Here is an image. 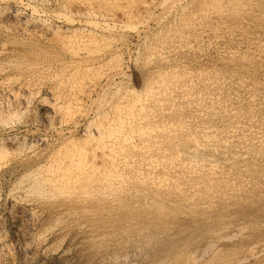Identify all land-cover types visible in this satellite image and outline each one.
<instances>
[{"label": "bare ground", "instance_id": "1", "mask_svg": "<svg viewBox=\"0 0 264 264\" xmlns=\"http://www.w3.org/2000/svg\"><path fill=\"white\" fill-rule=\"evenodd\" d=\"M127 1L129 3V5L131 4V2H133L132 0H127ZM155 1L156 0H144L142 3L140 2L141 3V9H139V7H138V8H136V10H134L133 8H130L127 10V9H125L126 7L124 5L123 0H0V30H1V32L2 31L5 32V36H6V37H3V36L0 37V124L9 125L10 123H13L12 125H14V123H16V124L19 123L22 125L21 127L23 128V130L21 132H18L19 131L18 130L17 131L18 133H16L14 136L12 135L13 136V138H12L13 145L12 146H10L11 142L9 141V139L6 138V136H5V139L10 142L9 146H8V143L2 142V141H4V139L3 140L1 139L2 141L0 140V264H138L135 257L139 254V252L142 253L143 249L149 246V243H152L151 239H152V234L155 231V228L145 226V224L142 221L141 214L145 213L144 215L148 216L147 212H145V211L147 208H151V210H153L155 208L156 203L154 200H156V199H151L152 197L149 199L150 195H148L147 192L144 194V197H141L140 195H138L137 185L139 183L140 184L143 183L142 180L143 181L146 180L144 183H147L148 180H151L152 184H156V187H159L163 183V181L167 186L168 179L166 177L170 176V173L165 178L160 177V176L158 177V175L157 176L153 175V176L149 177L150 174L147 175L145 168H144L145 166H143V161L148 156L151 157V155L154 154V153L152 154V149L154 150V152H156L155 149H157L158 145L160 144V140H158L159 138H157L158 135H155V132H154L157 128L154 129V127H153V120H152L153 117L152 116L154 115V113H156L154 108L159 103H161V101L163 100L162 99V95L164 94L163 92H165L166 90L168 92L170 90V88L172 89V91L174 89L169 84L168 80L166 79V75L164 73V70H162L161 67L158 66V64L154 65L148 71L147 70L146 71L142 70L141 72L139 71V73L142 74V76L144 77V80L147 83L146 85H148L147 90L145 87H144L145 88L144 89V88L135 87V85L133 86L130 83V80L127 76L128 71H129L131 65H136V66L139 65V68H140L139 62L140 61L143 62L142 59H144V60L147 59L149 62L151 60L154 61V60H157L158 58L165 57L164 53L166 52V50L168 48L170 50V48H172V46H175L178 42L181 43V41H183L185 39H189L193 36L192 32L189 30V28L187 30L186 27L191 26L195 29L198 27L197 26L198 24H200V27H201V24L203 22L198 17L196 18V15L194 17V14L196 11L195 10L196 8H194V6L196 4V1L198 2L197 4H198L199 9L202 8L204 10H208L209 6H203L202 7L203 3L210 2L213 4H221L222 0H187V2H184L182 4H178L179 2H182V0H161L159 2L158 1L155 2ZM251 1H253V0H251ZM136 2L138 3V0ZM254 2H255V0H254ZM256 2H258V1H256ZM125 3H126V0H125ZM213 4H212V6H213ZM252 4H254V3H252ZM252 4H250V5H252ZM133 6H134V4H133ZM256 6H257V3H256ZM158 9H160V13H157ZM214 11H216V10H214ZM251 12H253V11H251ZM119 13H120V15H121V13L123 15H124V13L127 14V18L130 21L129 22L127 21L128 23L126 25L123 24V22L125 20L123 22H121L122 19L120 16H118V17H119V19H121V21L117 20L118 18H116V16L119 15ZM144 13H145V15H144ZM150 13L152 14L151 19L155 23L160 22V21L162 22V19L169 17V21L165 25L167 27L169 25V28H166L167 30H165L164 28L160 27L159 29H161V30H159V31L158 30L156 31V28H154L155 32L153 33V37H151V38L148 37L150 34V32L148 33V29L142 31L143 28H145V26L150 25V21L145 20V19L140 20L141 18H149ZM146 14H148L149 16H146ZM123 15H121V16H123ZM241 16H242V14H241ZM193 17H194V19H193ZM256 18L258 19V16ZM226 19H224V20H226ZM125 23H126V21H125ZM227 23H229V22H227ZM160 24L161 23H159V25ZM215 24H217V23H215ZM246 24H248V23H246ZM221 25H222V23H221ZM230 25H229V27H230ZM202 26H204V25H202ZM252 26H250V27H252ZM209 27H211V26H209ZM229 27H227V28H229ZM147 28H149V26ZM206 28H208V25ZM219 28L220 27H218L217 30H219ZM208 29H212V28H208ZM200 30L198 33H202V32H200ZM241 31H243V30L241 29ZM224 32H226V31H224ZM260 34L263 36L262 33H260ZM221 35H223V34H221ZM245 35H247V34H245ZM252 36H253V34H252ZM196 37H198V36H196ZM223 37H224V35H223ZM204 38H206V37H204ZM222 38H219V39H222ZM191 39H189V40H191ZM255 39H257V38H254V40ZM195 40H196V38H195ZM208 40H210V39H208ZM208 40H207V42H209ZM248 40H247V42H248ZM240 42H241V40H240ZM263 44H264V42H263ZM182 45L183 44L181 43V48H182ZM207 45H209V43ZM222 45H224V44H222ZM192 47H193V45H192ZM226 49L227 48L225 47V50ZM243 49H244V47H243ZM249 49H251V47ZM254 49H256V48L254 47ZM237 50H239V49H237ZM258 50H262V49L258 48ZM263 51H264V49H263ZM255 52H257V51H255ZM219 54H221V53H219ZM254 54H252V55L254 56ZM259 54L257 55V57H259ZM190 55H191V53H190ZM222 55H225V54L223 53ZM241 55H242V53H241ZM217 56H218V53H217ZM245 56H244V58H245ZM253 56H252V58L255 59V57H253ZM188 57H189V55H188ZM234 57H235V55H234ZM262 57H263V55H262ZM167 58L165 57L164 59H167ZM176 59H178L177 56H176ZM211 59H213V57H211ZM227 59H228V57H227ZM245 59L247 60V58H245ZM225 62H227V60ZM142 65L144 67L147 66V65L145 66L144 62ZM206 65H208V64H206ZM221 65H223V64H221ZM225 65H227V64H225ZM248 65H249V63H248ZM254 67H255V64H254ZM242 69H245V68H242ZM137 70H138V68H137ZM255 70H257V69H255ZM262 70H264V69H262ZM200 71L202 72L203 70L200 69ZM201 72H200V74H201ZM177 73H179V72H177ZM216 73H219V72H216ZM254 73L257 74V72H254ZM137 74L138 73H136V75ZM140 74H138V76ZM248 74H250V73H248ZM142 76H140V77H142ZM260 77H262V76H260ZM219 78H220V75H219ZM225 79H226V77H225ZM253 80H254V77H253ZM229 81H230V79H229ZM261 82H262V80H261ZM14 83L20 84V91L18 90V92H16V90L15 91L12 90L13 88H11L12 87L11 85H13ZM254 83H255L254 85L256 87V82H254ZM215 86L216 85H214V87ZM249 86H251V84ZM182 87H184V86H181L180 88H182ZM190 90H191V88H190ZM220 91H221V88H220ZM223 91H224V89H223ZM261 91H262V89H261ZM254 94H256V93H254ZM261 94L263 95L262 92H261ZM238 95H240V94H238ZM6 96L11 97L13 101H11L10 98H9L10 100H4V97H6ZM242 96H244V95H242ZM253 97H252V99H254ZM176 98H178V97H176ZM208 98H210V96ZM245 98H246V96H245ZM214 99H215V96H214ZM210 100H212V99H210ZM210 100H209V102H210ZM257 100H259V99H257ZM249 102H248V104H249ZM213 103H214V101H213ZM219 103H221V102H219ZM245 103H246V101H245ZM201 105H202V103H201ZM234 106H236V105H234ZM193 108H197V107H193ZM170 109H172V108H170ZM225 109H227V108H225ZM234 109H235V107H234ZM227 111L228 110H226V112ZM15 112H16V114H15ZM158 112H159V110H158ZM19 113H22V116H20L19 118L13 117ZM228 114H230V113H228ZM237 114H238V112H237ZM242 114H244V113H242ZM205 115H206V113H205ZM256 116H258V115H256ZM16 117H18V116H16ZM188 117H190V116H187V118ZM212 117H214V116H212ZM263 117H264V115H263ZM154 118H156V117L154 116ZM231 118H233V117H231ZM9 119H11V120H9ZM224 119H225V117H224ZM262 119H264V118H262ZM167 120H165V121H167ZM257 120H259V119H257ZM203 121H204V119H203ZM175 122L178 123L177 121H175ZM197 122H199V121H197ZM172 124L174 125V123H172ZM178 124H180V123H178ZM238 124H240V123H238ZM245 125L246 124H244V126ZM263 125L264 124H262L261 126H263ZM40 126H44L46 128H41ZM246 126L248 127V125H246ZM249 126H250V124H249ZM182 127H183V125H182ZM211 127H213V126H211ZM215 127H217V126H215ZM233 127H234V124H233ZM47 128H50V131L53 133L51 138H48L47 134L42 133L43 132L42 129H45L46 131H48ZM77 128L81 129L82 134L81 133H80V135L76 134L75 129H77ZM201 129L203 130V128H201ZM207 129H209V127ZM259 129H261V128H259ZM13 130H14V128H13ZM3 131H4V129H3ZM171 131H172V129H171ZM187 131H188V129H187ZM204 131H205V129H204ZM216 131H217V128H216ZM48 133H49V131H48ZM233 134H235V133H233ZM202 136H204L203 138H206V139L210 138L207 136V134L206 135L202 134ZM209 136H211V135H209ZM262 136H264V135H262ZM215 137L217 139L218 136H215ZM8 138H9V136H8ZM199 139H202V138H199ZM172 140H174V139H172ZM194 140H196V139H194ZM246 140H247V138H246ZM207 142L211 143V141H208V139H207ZM162 143H165V142H162ZM162 143H161V146H162ZM177 145H176V147H177ZM234 145H236V144H234ZM218 146H220V145H218ZM247 146H249V145L247 144ZM176 147H175V149H176ZM212 147H214V146H212ZM249 147H251V146H249ZM164 149H162V150H164ZM196 149L197 148H195V150ZM250 151H251V149H250ZM177 152L179 153V148H178ZM190 153H191V151H190ZM197 154H199V153L197 152ZM175 155H178V154H175ZM175 155H173V156H175ZM183 155H186V154L183 153ZM193 155H194V153H193ZM196 155L194 157H196ZM212 155H214V154H212ZM167 156H169L171 158L170 155H167ZM190 156H192V153ZM152 158H150V159H152ZM165 158L166 157H164V159ZM176 158H178V157H175V159ZM180 158H181V156H180ZM216 158H218V157H216ZM229 158H230V156H229ZM229 158H228V161H230ZM155 159H158V158H155ZM188 160H190V159H188ZM204 160H206V159L204 158ZM158 161H160V160L158 159ZM162 161H163V159H162ZM162 161H160L161 162L160 165L162 163H164ZM165 161H167V160H165ZM168 161H169V159H168ZM170 161H171V159H170ZM177 161H178V159H176V162ZM179 161H182V160L180 159ZM225 162H226V160H225ZM155 163L157 164L156 161H155ZM155 163H153V164L155 165ZM169 164H170V162H169ZM174 164H175V161H174ZM184 164H185V161H184L183 165ZM146 165H148V164L146 163ZM247 165H248V163H247ZM164 166H162V167H164ZM170 166H172V165H170ZM181 166L182 165H180L179 168H181ZM213 166H215V165H213ZM236 166H238V165H236ZM262 166H264V165H262ZM225 167H227V166H225ZM225 167H224V169H225ZM220 168H223V167H220ZM241 168H242V166H241ZM166 169H168V167ZM171 169H173V168H171ZM185 170H187V169H185ZM219 170H221V169H219ZM150 171H152V170H150ZM158 171H160V169ZM170 171H172V170H170ZM258 171L260 172L259 169H258ZM166 172H167V170H166ZM191 172H192V170H191ZM186 173H187V171H186ZM196 173H198V172L196 171ZM152 174H154V173H152ZM157 174H159V172ZM188 175H190V174H188ZM220 175H221V173H220ZM182 176L184 177V175H182ZM237 177H239V176H237ZM179 178L180 177H178L177 179H179ZM210 178H211V176H210ZM196 179H197V177H196ZM174 181H176V179ZM192 181H190V182H192ZM232 181H233V179H232ZM246 181H248V179ZM177 182H178V180H177ZM263 182H264V180H263ZM184 183H186V182H184ZM168 184H169V182H168ZM244 185H246V184H244ZM185 186H187V185H185ZM197 186H198V184H197ZM246 186H248V185H246ZM252 186H254V185H252ZM172 187H175V186H172ZM176 187H177V185H176ZM167 188H168V186H167ZM220 188H219V190H220ZM148 189H149V187H148ZM201 189H203V188H201ZM224 189H226V188H224ZM233 189L234 188H232V190ZM144 191H145V189H144ZM157 192H159V191H157ZM251 192L253 194V191H251ZM152 193H154V192H152ZM220 193H222V192L220 191ZM225 193H227V192H225ZM229 193H230V191H229ZM229 193H228V195H229ZM239 194H240V192H239ZM128 195H131V197H129V199L127 201H125L124 197H126ZM160 195L157 194V196H159V197H160ZM179 195H181V194H179ZM190 197H192V196L190 195ZM213 197H215V196H213ZM232 197H234V195ZM239 199H241V198H239ZM176 202H179V201H176ZM184 202H186V201H184ZM233 202H235V200ZM247 202H249V201H247ZM174 203H175V201H174ZM225 203H227V202H225ZM260 203H262V202H260ZM215 204L216 203H214V205ZM228 204H230V201ZM251 205H254V204H251ZM210 206H212V205H210ZM185 207H186V205H185ZM219 207H220V205H219ZM240 208L241 207H239V209ZM199 209H201V208H199ZM220 209H222V207ZM241 209H240V211H241ZM252 209H253V207H252ZM202 210H204L203 207H202ZM216 210H218V209H215V211ZM140 211H142V212L139 213ZM226 211L227 210L225 209V212ZM229 211H231V210H229ZM219 212H221V211H219ZM231 212H229V213H231ZM251 212H253V211L251 210ZM179 213H181V212H179ZM190 213H191V211H190ZM210 213H212V212H210ZM171 214H174V213H171ZM201 214H202V212H201ZM217 214H223V213H217ZM248 214H250V213H248ZM166 215H167V213H166ZM253 215H254V213H253ZM173 216H175V215H173ZM203 216H204V214H203ZM223 216H224V214H223ZM226 216L228 217V215H226ZM230 216H232V215H230ZM240 216H242V214ZM250 216H252V215H250ZM263 217H262V219H263ZM147 218H149L150 221L152 222L154 219V216H153V214H150ZM224 218H225V216H224ZM240 218H242V217H240ZM206 219H204V220L206 221ZM211 219H213V218L211 217ZM242 219H240V220H242ZM247 220H248V218H247ZM255 220H257V219H255ZM231 221H229V223L233 222V221L232 222ZM253 222L254 221H252V223ZM209 223H210V221H209ZM213 223H214V221H213ZM256 223H258V222H256ZM225 224H226V222H225ZM233 224H231V225H233ZM204 225H205V223H204ZM240 225H241V223H240ZM7 226L9 227L8 231L10 232V236L12 238L11 244H9V243L7 244L4 242L5 241L4 236L7 233L5 229H8ZM237 226H239V224ZM246 227H247V225H246ZM205 228H207V225L205 226ZM209 228H212V227H209ZM153 229H154V231L152 232ZM234 229H233V231H234ZM159 231H161V230H159ZM173 231H175V230H173ZM190 231H191V229H190ZM234 232H236V231H234ZM225 233H227V232H225ZM236 233H238V232H236ZM248 233H250V231ZM223 234H224V231H223ZM250 234H252V232ZM256 234H258V233H256ZM232 235H233V233H232ZM232 235H230V236H232ZM228 236L229 235H227L225 237L227 238ZM237 236H239V235H237ZM257 236H259V235H257ZM174 237H176V236H174ZM211 238H209V243H207V246H208V244H209V246L211 244H214V242H212ZM241 238H243V237H241ZM251 239L249 238V240H251ZM7 242H8V240H7ZM10 242H11V240H10ZM259 242H261V241H259ZM262 242H263V240H262ZM253 244H255V243H253ZM220 245L221 244H219V246ZM157 246H159V245H157ZM207 246H205L206 250H207ZM263 246H264V244H263ZM173 247H175V245ZM178 247H180V246H178ZM236 247H237V245H236ZM252 247L249 246V248H252ZM212 249H213V247H212ZM212 249H210V251ZM185 250L186 249H184V251ZM192 250H194V249H192ZM170 251H172V250H170ZM196 251H197V249H196ZM210 251L208 252L209 254H210ZM260 251H262V250H260ZM201 252H202V250H201ZM232 252H234V251H232ZM186 253H188V252H186ZM256 253L257 252H255L254 254H256ZM262 253H263V251H262ZM179 254H181V252ZM250 254H252V252ZM145 255H146V253H145ZM147 255H149V254H147ZM248 255H249V253H248ZM257 255L259 256V254H257ZM257 255H256V257H258ZM184 256H186V254H184ZM196 257L198 259L199 256L197 255ZM200 257H201V255H200ZM249 257H250V255H249ZM152 258H153V256H152ZM175 258H177V257H175ZM175 258H173V261ZM259 258L261 259V256ZM259 258H258V260H260ZM163 259H161V260H163ZM197 259L195 258V260H197ZM237 259H238V257H237ZM243 260H244V258H243ZM175 261H176V259H175ZM158 262H159V260H158ZM252 262L255 263L254 261H252ZM166 263L162 262L161 264H166ZM176 263H178V262H176ZM215 263H217V262H215ZM235 263H237V262H235ZM150 264H153V263H150ZM156 264H158V263L156 262ZM178 264H180V263H178ZM242 264H244V263H242Z\"/></svg>", "mask_w": 264, "mask_h": 264}, {"label": "rangeland", "instance_id": "2", "mask_svg": "<svg viewBox=\"0 0 264 264\" xmlns=\"http://www.w3.org/2000/svg\"><path fill=\"white\" fill-rule=\"evenodd\" d=\"M131 4L129 5L128 1L123 0L125 9L133 8L136 10V8L139 7L141 9V3L144 0H132ZM161 1V0H156ZM155 1V2H156ZM226 1V2H225ZM234 1V2H233ZM236 1V2H235ZM222 0L221 4H213V3H203V6H209L208 10L199 9L198 2L196 1V4L194 8L196 18L198 17L203 22L201 24H198L197 28L193 27H186V29L192 32V39H185L181 41V43L178 42L175 46H172V48H169L164 53V56L167 59L158 58L157 60H151L148 62L147 59H142L145 66L140 63L139 65H131L129 71H128V78L130 80V83L135 87L138 88H146L148 85H146V81L144 80V77L142 74L139 73L142 70H150L154 65H157L161 67L162 70H164V73L166 75V79L168 80L169 84L174 89L170 88V90L167 92H163L162 95V101L159 103L155 108L154 115L152 116L153 120V127L156 129L155 135H158L157 138L160 140V144L158 145V148L155 149L156 152L152 149L151 157L148 156L143 161V166H145V171L147 175L150 176H157L163 177L168 179L167 186L163 183L156 187V184H152L151 180H148V184L144 183L145 181L142 180L143 183H139L137 185V191L138 195L141 197H144V194L147 192L149 196V199H156L155 201V208L151 210V208H147L145 212H147V215L153 214L154 219L151 222L148 216L144 215L145 213L141 214V218L145 226L155 228L152 230V243H149V246L143 249V252H139V254L135 257L137 263L139 264H161L162 262L167 263L166 264H263L264 263V1L263 0ZM258 1V2H256ZM141 2V3H140ZM154 2V3H155ZM184 2H187V0H182V2H179L178 4H182ZM243 2V3H242ZM153 3V4H154ZM245 3V4H244ZM254 3V4H252ZM257 3V6H256ZM262 3V4H261ZM134 4V6H133ZM210 4V5H209ZM213 4V6H212ZM243 4V5H242ZM252 4V5H250ZM259 4V5H258ZM132 6V7H131ZM222 6V7H221ZM225 7V8H224ZM214 8V9H213ZM221 8V9H220ZM260 8V9H259ZM248 9V10H247ZM253 11V12H251ZM216 10V11H214ZM243 10V11H242ZM258 10V11H257ZM209 11V12H208ZM220 11V12H219ZM225 11V12H224ZM257 11V12H256ZM119 12V11H118ZM202 12V13H201ZM238 12V13H237ZM242 12V13H241ZM250 12V13H249ZM160 13V9H158V12ZM224 13V14H223ZM226 13V14H225ZM231 13V14H230ZM242 16H241V14ZM211 14V15H210ZM230 14V15H229ZM255 14V15H254ZM121 15H123L121 13ZM119 15L116 16L118 18L117 20L122 19L121 22H123L124 25H126L130 20L127 18V14L124 13L123 16ZM145 15V13H144ZM151 13L150 16L146 14V16H149V18H141L140 20H149L150 25L145 26L142 31L148 29L149 38L153 37V33L158 30L160 27L169 28L165 26L166 23L169 21V17L162 19V22H153L151 19ZM218 15V16H217ZM220 15V16H219ZM228 15V16H227ZM235 15V16H234ZM238 15V16H237ZM258 16V19L256 18ZM121 19H119V17ZM126 16V17H125ZM201 18H200V17ZM211 16V17H210ZM254 16V17H253ZM262 18H260V17ZM123 17V18H122ZM193 17V19H194ZM214 17V18H213ZM238 17V18H237ZM240 17V18H239ZM243 17V18H242ZM249 17V18H248ZM253 17V18H252ZM227 18V19H226ZM151 19V20H150ZM221 19V20H220ZM223 19V20H222ZM226 19V20H224ZM229 19V20H228ZM241 19V20H240ZM247 19V20H246ZM253 19V20H252ZM208 20V21H207ZM219 20V21H218ZM237 20V21H236ZM263 20V21H262ZM128 21V22H127ZM222 21V22H221ZM236 21V22H235ZM247 21V22H246ZM256 21V22H255ZM219 22V23H218ZM227 22H231L230 24ZM240 22V23H239ZM245 22V23H244ZM159 23H161L159 25ZM217 23V24H215ZM222 23V25H221ZM238 23V24H237ZM243 23V24H242ZM248 23V24H246ZM158 24V25H157ZM206 24V25H205ZM213 24V25H212ZM219 24V25H218ZM237 24V25H236ZM241 24V25H240ZM255 24V25H254ZM204 25V26H202ZM208 25V29L206 28ZM215 25V26H214ZM218 25V26H217ZM230 25V27H229ZM253 25V26H252ZM260 25V26H259ZM151 26V27H150ZM211 26V27H209ZM215 28H213V27ZM236 26V27H235ZM252 26V27H250ZM259 26V27H258ZM158 27V28H157ZM205 27V28H204ZM225 29L224 32L223 30ZM222 27V28H221ZM229 27V28H227ZM240 27V28H239ZM261 27V28H260ZM204 28V29H203ZM231 28V29H230ZM235 28V29H234ZM248 28V29H247ZM257 28V29H256ZM163 29V30H164ZM201 29V30H200ZM208 29V30H207ZM238 31H237V30ZM241 29L243 31H241ZM246 29V30H245ZM260 29V30H259ZM262 29V30H261ZM193 30V31H192ZM198 30V31H197ZM200 32L202 33H198ZM212 32H211V31ZM246 32H245V31ZM256 30V31H255ZM208 31V32H207ZM216 31V32H215ZM218 31V32H217ZM263 31V32H262ZM206 34H205V33ZM211 32V33H210ZM215 32V33H214ZM224 32V33H223ZM237 32V33H236ZM253 32V33H252ZM258 32V33H257ZM3 33V34H2ZM224 35H221V34ZM231 33V34H230ZM236 33V34H235ZM262 33L263 36L260 34ZM197 34V35H196ZM205 34V35H204ZM212 34V35H211ZM216 36H215V35ZM227 34V35H226ZM247 34V35H245ZM253 34V36H252ZM221 35V36H220ZM231 35V36H230ZM243 35V36H242ZM6 37L5 32H1L0 30V37ZM198 36V37H196ZM214 36V37H213ZM247 36V37H246ZM251 36V37H250ZM206 37V38H204ZM209 37V38H208ZM211 37V38H210ZM217 37V38H216ZM223 37V38H222ZM236 37V38H235ZM240 37V38H239ZM259 37V38H258ZM262 37V38H261ZM196 38V40H195ZM204 38V39H203ZM216 38V39H215ZM222 38V39H219ZM229 40H228V39ZM235 38V39H234ZM249 40H248V39ZM253 38V39H252ZM254 38H257L254 40ZM210 39V40H208ZM227 39V40H226ZM207 40L209 42H207ZM241 40V42H240ZM246 40V41H245ZM248 40V42H247ZM251 40V41H250ZM253 40V41H252ZM260 40V41H259ZM262 40V41H261ZM185 41V42H184ZM187 41V42H186ZM203 41V42H202ZM215 41V42H214ZM225 41V42H224ZM196 42V43H195ZM202 42V43H201ZM207 42V43H206ZM227 42V43H226ZM239 42V43H238ZM187 43V44H186ZM192 43V44H191ZM205 43V44H204ZM209 43V45H207ZM214 43V44H213ZM231 43V44H230ZM234 43V44H233ZM254 43V44H253ZM258 43V44H257ZM186 44V45H185ZM190 44V45H189ZM198 44V45H197ZM212 44V45H211ZM224 44V45H222ZM249 44V45H248ZM256 44V45H255ZM263 44V45H262ZM193 45V47H192ZM200 45V46H199ZM214 45V46H213ZM226 45V46H225ZM243 45V46H242ZM248 45V46H247ZM219 46V47H218ZM222 46V47H221ZM230 46V47H229ZM253 46V47H252ZM257 46V47H256ZM221 47V48H220ZM225 47L228 49L225 50ZM235 47V48H234ZM244 47V49H243ZM251 47V49H249ZM254 47L256 49H254ZM198 48V49H197ZM220 48V49H219ZM258 48L262 50H258ZM224 51H223V50ZM234 49V50H233ZM236 49V50H235ZM239 49V50H237ZM185 50V51H184ZM189 50V51H188ZM196 52H195V51ZM201 50V51H200ZM210 50V51H209ZM191 51V52H190ZM204 51V52H203ZM235 51V52H234ZM238 51V52H237ZM243 51V52H242ZM257 51V52H255ZM261 51V52H260ZM228 52V53H227ZM237 52V53H236ZM250 52V53H249ZM252 52V53H251ZM260 54H259V53ZM263 52V53H262ZM186 55H185V54ZM191 53V55H190ZM197 53V54H196ZM205 53V54H204ZM218 53V56H217ZM221 53V54H219ZM225 55H222V54ZM227 53V54H226ZM242 53V55H241ZM256 55H255V54ZM195 54V55H194ZM254 54V56L252 55ZM259 54V57L257 55ZM172 55V56H171ZM185 55V56H184ZM189 55V57H188ZM199 55V56H198ZM227 55V56H226ZM235 55V57H234ZM240 55V56H239ZM246 55V56H245ZM250 55V56H249ZM263 55V57H262ZM176 56L178 59H176ZM181 56V57H180ZM184 56V57H183ZM206 56V57H205ZM222 56V57H221ZM230 56V57H229ZM233 56V57H232ZM243 56V57H242ZM247 58V60L244 58ZM255 57L254 58H252ZM203 59H202V58ZM213 57V59H211ZM219 59H218V58ZM228 57V59H227ZM238 57V58H237ZM173 58V59H172ZM189 58V59H188ZM196 58V59H195ZM206 58V59H205ZM243 58V59H242ZM259 58V59H258ZM182 59V60H181ZM211 61H210V60ZM223 59V60H222ZM245 59V60H244ZM252 59V60H251ZM262 59V60H261ZM195 60V61H194ZM227 60V62H225ZM230 60V61H229ZM257 62H256V61ZM170 61V62H169ZM202 61V62H201ZM219 61V62H218ZM255 63H254V62ZM189 62V63H188ZM242 62V63H241ZM252 62V63H251ZM262 62V63H261ZM156 63V64H155ZM163 63V64H162ZM186 63V64H185ZM229 63V64H228ZM244 63V64H243ZM246 63V64H245ZM249 63V65H248ZM170 64V65H169ZM204 64V65H203ZM208 64V65H206ZM217 64V65H216ZM223 64V65H221ZM227 64V65H225ZM255 64V67H254ZM258 64V65H257ZM260 64V65H259ZM142 65V66H141ZM180 65V66H179ZM182 65V66H181ZM184 65V66H183ZM191 65V66H190ZM200 65V66H199ZM206 65V66H205ZM240 65V66H239ZM242 65V66H241ZM249 67H248V66ZM251 65V66H250ZM257 65V66H256ZM262 65V66H261ZM197 66V67H196ZM213 66V67H212ZM216 66V67H215ZM177 67V68H176ZM248 67V68H247ZM132 68V69H131ZM138 68V70H137ZM193 68V69H192ZM245 68V69H242ZM203 70L202 72L200 71ZM212 69V70H211ZM234 69V70H233ZM257 69V70H255ZM131 70V71H130ZM136 70V71H135ZM179 70V71H178ZM185 71V72H184ZM251 71V72H250ZM257 72L254 73V72ZM262 71V72H261ZM179 72V73H177ZM188 72V73H187ZM193 72V73H192ZM197 72V73H196ZM201 72V74H200ZM212 72V73H211ZM219 72V73H215ZM231 72V73H230ZM133 73V74H132ZM136 73L138 74L136 75ZM184 73V74H183ZM196 73V74H195ZM230 73V74H229ZM246 73V74H245ZM250 73V74H248ZM135 74V75H134ZM181 74V75H180ZM244 74V75H243ZM198 75V76H197ZM210 75V76H209ZM220 75V78H219ZM224 77H223V76ZM233 77H231V76ZM236 75V76H235ZM254 75V76H253ZM142 76V77H140ZM151 76V75H150ZM228 76V77H227ZM242 76V77H241ZM256 76V77H255ZM259 76V77H258ZM262 76V77H260ZM132 77V78H131ZM226 77V79H225ZM254 77V80H253ZM204 78V79H203ZM224 78V79H223ZM233 80H232V79ZM236 78V79H235ZM250 78V79H249ZM252 78V79H251ZM230 79V81H229ZM248 79V80H247ZM262 82H261V80ZM220 80V81H219ZM247 80V81H246ZM233 81V82H232ZM258 81V82H257ZM260 81V82H259ZM138 82V83H137ZM141 82V83H140ZM211 82V83H210ZM226 82V83H225ZM235 82V83H234ZM256 82V87L255 83ZM232 83V84H231ZM240 83V84H239ZM243 83V84H242ZM245 83V84H244ZM258 83V84H257ZM199 84V85H198ZM251 84V86L249 85ZM214 85H216L214 87ZM218 85V86H217ZM244 85V86H243ZM253 85V86H252ZM13 88L12 90L18 92L20 91V84L14 83L11 85ZM181 86H184L180 88ZM243 86V87H242ZM218 87V88H217ZM238 87V88H237ZM247 87V88H246ZM254 87V88H253ZM258 87V88H257ZM144 88V89H145ZM177 90H176V89ZM191 88V90H190ZM221 88V91H220ZM194 89V90H193ZM224 89V91H223ZM230 89V90H229ZM237 89V90H236ZM248 89V90H247ZM255 91H254V90ZM257 89V90H256ZM260 89V90H259ZM262 89V91H261ZM217 90V91H216ZM239 91V92H238ZM254 91V92H253ZM176 92V93H175ZM199 92V93H198ZM263 93V95L261 94ZM190 93V94H189ZM192 93V94H191ZM207 93V94H206ZM230 93V94H229ZM232 93V94H231ZM256 93V94H254ZM186 94V95H185ZM217 94V95H216ZM219 94V95H218ZM228 94V95H227ZM240 94V95H238ZM244 96H242V95ZM253 94V95H252ZM169 95V96H168ZM176 95V96H175ZM183 98H182V97ZM210 96V98H208ZM215 96V99H214ZM219 96V97H218ZM246 96V98H245ZM254 99H252V97ZM256 96V97H255ZM259 96V97H258ZM261 96V97H260ZM178 97V98H176ZM8 98V99H7ZM12 100L11 97H4V100ZM206 98V99H205ZM222 98V99H221ZM256 98V99H255ZM167 99V100H166ZM171 99V100H170ZM191 99V100H190ZM203 99V100H202ZM210 102H209V100ZM259 99V100H257ZM166 100V101H165ZM207 100V101H206ZM248 100V101H247ZM254 100V101H253ZM168 101V102H167ZM184 101V102H183ZM205 101V102H204ZM214 101V103H213ZM246 101V103H245ZM250 101V102H249ZM253 101V102H252ZM171 102V103H170ZM221 102V103H219ZM249 102V104H248ZM260 102V103H259ZM263 104H262V103ZM166 103V104H165ZM180 103V104H179ZM183 103V104H182ZM198 103V104H197ZM202 103V105H201ZM216 103V104H215ZM233 103V104H232ZM240 103V104H239ZM251 103V104H250ZM257 103V104H256ZM191 104V105H190ZM208 104V105H207ZM214 104V105H213ZM255 104V105H254ZM160 105V106H159ZM170 105V106H169ZM218 105V106H217ZM220 105V106H219ZM223 105V106H222ZM236 105V106H234ZM238 105V106H237ZM240 105V106H239ZM245 105V106H244ZM250 107H249V106ZM253 105V106H252ZM190 106V107H189ZM200 106V107H199ZM206 106V107H205ZM216 106V107H215ZM243 106V107H242ZM259 106V107H258ZM160 107V108H159ZM186 107V108H185ZM197 107V108H193ZM209 107V108H208ZM213 107V108H212ZM235 107V109H234ZM240 107V108H239ZM247 107V108H246ZM249 107V108H248ZM254 107V108H253ZM159 108V109H158ZM172 108V109H170ZM212 108V109H211ZM215 108V109H214ZM227 108V109H225ZM242 108V109H241ZM164 109V110H163ZM214 109V110H213ZM232 109V110H231ZM252 111H250V110ZM256 109V110H255ZM159 110V112H158ZM177 110V111H176ZM198 112H197V111ZM216 110V111H215ZM220 110V111H219ZM230 113L228 114L226 112ZM236 110V111H235ZM246 110V111H245ZM161 112V113H160ZM204 112V113H203ZM209 112V113H208ZM219 112V113H218ZM235 112V113H234ZM238 112V114H237ZM248 112V113H247ZM254 112V113H253ZM158 113V114H157ZM171 113V114H170ZM178 113V114H177ZM192 113V114H191ZM196 113V114H195ZM201 113V114H200ZM206 113V115H205ZM215 113V114H214ZM244 113V114H242ZM16 114V112H15ZM20 114V115H19ZM14 118H19L22 116V113H19ZM167 114V115H166ZM191 114V115H190ZM208 114V115H207ZM246 114V115H245ZM262 116H261V115ZM25 115V114H24ZM170 115V116H169ZM197 115V116H196ZM222 115V116H221ZM250 115V116H249ZM253 115V116H252ZM258 115V116H256ZM18 116V117H16ZM154 116L156 118H154ZM165 116V117H164ZM167 116V117H166ZM181 116V117H180ZM187 116H190L187 118ZM214 116V117H212ZM228 116V117H227ZM239 116V117H238ZM242 116V117H241ZM247 116V117H246ZM162 117V118H161ZM186 117V118H185ZM193 119H192V118ZM197 117V118H196ZM225 117V119H224ZM233 117V118H231ZM254 117V118H253ZM261 117V118H260ZM9 118V117H8ZM208 118V119H207ZM210 118V119H209ZM214 118V119H213ZM218 118V119H217ZM222 118V119H221ZM243 118V119H242ZM13 119V118H12ZM159 119V120H158ZM168 119V120H167ZM173 119V120H172ZM204 119V121H203ZM227 119V120H226ZM241 121H240V120ZM259 119V120H257ZM11 120V119H9ZM167 120V121H165ZM171 120V121H170ZM183 120V121H182ZM189 120V121H188ZM193 122H192V121ZM262 120V121H261ZM163 121V122H162ZM165 121V122H164ZM177 121L178 123H176ZM180 121V122H179ZM191 121V122H190ZM199 121V122H197ZM201 121V122H200ZM214 121V122H213ZM226 121V122H225ZM246 121V122H245ZM251 121V122H250ZM257 121V122H256ZM156 122V123H155ZM222 122V123H221ZM225 122V123H224ZM231 122V123H230ZM165 123V124H164ZM174 123V125L172 124ZM192 123V124H191ZM204 123V124H203ZM221 123V124H220ZM240 123V124H238ZM248 123V124H247ZM261 123V124H260ZM10 123L9 125L0 124V140L4 139L2 142L9 143L11 142V145H13L12 138L13 136L21 132L23 128L22 125L19 123ZM19 124V125H18ZM157 124V125H156ZM212 124V125H211ZM223 124V125H222ZM234 124V127H233ZM244 124L248 125V127ZM250 124V126H249ZM159 125V126H158ZM177 125V126H176ZM183 125V127H182ZM190 125V126H189ZM193 125V126H192ZM207 125V126H206ZM4 126V127H3ZM8 126V127H7ZM185 126V127H184ZM213 126V127H211ZM217 126V127H215ZM224 126V127H223ZM240 126V127H239ZM253 126V127H252ZM257 128H256V127ZM260 126V127H259ZM3 127V128H2ZM6 127V128H5ZM11 127V128H10ZM41 128H46L44 126H40ZM161 127V128H160ZM178 127V128H177ZM198 127V128H197ZM209 127V129H207ZM226 127V128H225ZM238 127V128H237ZM255 127V128H254ZM261 129H259V128ZM10 130H9V129ZM14 128V130H13ZM174 128V129H173ZM181 128V129H180ZM203 128V130L201 129ZM217 128V131H216ZM232 128V129H231ZM236 128V129H235ZM4 129V131H3ZM8 129V130H7ZM166 129V130H165ZM172 129V131H171ZM188 129V131H187ZM205 129V131H204ZM211 129V130H210ZM225 129V130H224ZM6 130V131H5ZM16 130V131H15ZM19 130V131H18ZM43 132L47 134L48 138L52 137V132L50 131V128L42 129ZM170 130V131H169ZM179 130V131H178ZM181 130V131H180ZM186 130V131H185ZM190 130V131H189ZM219 130V131H218ZM221 130V131H220ZM252 130V131H251ZM254 130V131H253ZM258 130V131H257ZM10 131V132H9ZM18 131V132H17ZM164 131V132H163ZM168 131V132H167ZM183 131V132H182ZM216 131V132H215ZM226 131V132H225ZM230 131V132H229ZM235 131V132H234ZM245 131V132H244ZM247 131V132H246ZM10 134H9V133ZM75 132L77 135H80L81 129L77 128L75 129ZM79 132V133H78ZM192 132V133H191ZM202 132V133H201ZM210 132V133H209ZM213 132V133H212ZM229 132V133H228ZM254 132V133H253ZM162 133V134H161ZM170 135H169V134ZM175 133V134H174ZM188 133V134H187ZM190 133V134H189ZM212 133V134H211ZM220 133V134H219ZM225 133V134H224ZM235 133V134H233ZM244 135H243V134ZM248 133V134H247ZM259 133V134H258ZM3 134V135H2ZM82 134V133H81ZM202 134L206 135L207 138H203ZM215 134V135H214ZM239 134V135H238ZM13 135V136H12ZM166 135V136H165ZM195 135V136H194ZM211 135V136H209ZM243 135V136H242ZM2 136V137H1ZM4 136V137H3ZM5 136L8 140L5 139ZM9 136V138H8ZM190 136V137H189ZM215 136H218L217 139ZM233 136V137H232ZM248 136V137H247ZM195 137V138H194ZM244 137V138H243ZM11 138V139H10ZM174 140H172V139ZM202 138V139H199ZM220 138V139H219ZM247 138V140H246ZM261 138V139H260ZM167 139V140H166ZM169 139V140H168ZM196 139V140H194ZM206 139V140H205ZM216 139V140H215ZM228 141H227V140ZM238 139V140H237ZM260 139V140H259ZM165 140V141H164ZM204 140V141H203ZM218 140V141H217ZM241 140V141H240ZM245 140V141H244ZM185 141V142H184ZM213 141V142H212ZM257 141V142H256ZM259 141V142H258ZM165 142V143H162ZM223 142V143H222ZM162 143V146H161ZM201 143V144H200ZM206 145H205V144ZM164 144V145H163ZM167 144V145H166ZM178 144V145H177ZM184 144V145H183ZM236 144V145H234ZM247 144L249 146H247ZM258 146H257V145ZM177 145V147H176ZM220 145V146H218ZM224 145V146H223ZM257 147H256V146ZM160 146V147H159ZM170 146V147H169ZM179 146V147H178ZM205 146V147H204ZM208 146V147H207ZM214 146V147H212ZM217 146V147H216ZM233 146V147H232ZM261 146V147H260ZM176 147V149H175ZM187 147V148H186ZM223 147V148H222ZM240 147V148H239ZM166 150H165V149ZM179 148V153L177 152ZM195 148H197L195 150ZM207 148V149H206ZM215 148V149H214ZM242 148V149H241ZM257 148V149H256ZM161 149V150H160ZM164 149V150H162ZM168 149V150H167ZM193 149V150H192ZM251 149V151H250ZM174 150V151H173ZM177 150V151H176ZM184 150V151H183ZM217 150V151H216ZM233 150V151H232ZM159 151V152H158ZM162 151V152H161ZM164 151V152H163ZM169 151V152H168ZM181 151V152H180ZM189 151V152H188ZM194 157L197 152L199 154L196 155V157L190 156L191 153ZM211 151V152H210ZM215 151V152H214ZM221 151V152H220ZM237 151V152H236ZM245 151V152H244ZM257 151V152H256ZM167 152V153H166ZM172 152V153H171ZM176 152V153H175ZM187 152V153H186ZM224 152V153H223ZM240 152V153H239ZM260 152V153H259ZM164 153V154H163ZM178 155H175V154ZM181 153V154H180ZM186 154V155H183ZM194 153V155H193ZM201 153V154H200ZM209 155H208V154ZM237 153V154H236ZM159 154V155H158ZM172 154V155H171ZM214 154V155H212ZM219 154V155H218ZM235 154V155H234ZM243 154V155H242ZM156 155V156H155ZM167 155H170L171 158ZM175 155V156H173ZM255 155V156H254ZM263 155V156H262ZM154 156V157H153ZM159 156V157H158ZM163 156V157H162ZM173 156V157H172ZM181 156V158H180ZM187 156V157H186ZM224 156V157H223ZM227 156V157H226ZM230 156V158H229ZM232 156V157H231ZM234 156V157H233ZM154 159H153V158ZM164 157H166L164 159ZM175 157H178V161L176 162ZM206 160H204V158ZM213 157V158H212ZM218 157V158H216ZM236 157V158H235ZM238 157V158H237ZM248 157V158H247ZM149 158V159H148ZM152 158V159H150ZM158 158L160 161H163L160 165V161H158ZM162 158V159H161ZM169 161H168V159ZM199 158V159H198ZM221 158V159H220ZM227 158V159H226ZM228 158L230 161H228ZM171 159V161H170ZM182 161H179V160ZM185 159V160H184ZM190 159V160H188ZM257 159V160H256ZM153 160V161H152ZM167 160V161H165ZM201 160V161H200ZM208 160V161H207ZM226 160V162H225ZM233 162H232V161ZM147 161V162H146ZM157 162V164L155 163ZM175 161V164H174ZM185 161V164L183 165ZM206 163H205V162ZM217 161V162H216ZM246 161V162H245ZM250 161V162H249ZM148 165H146V163ZM149 162V163H148ZM151 162V163H150ZM155 163V165L153 163ZM167 162V163H166ZM170 162V164H169ZM181 162V163H180ZM199 162V163H198ZM263 162V163H262ZM180 163V164H179ZM188 165H187V164ZM211 163V164H210ZM221 163V164H220ZM227 163V164H226ZM248 163V165H247ZM254 163V164H253ZM178 164V165H177ZM197 164V165H196ZM204 164V165H203ZM251 164V165H250ZM150 165V166H149ZM158 165V166H157ZM160 165V166H159ZM172 165V166H170ZM176 167H175V166ZM181 166V168H179ZM215 165V166H213ZM221 165V166H220ZM231 165V166H230ZM238 165V166H236ZM242 168H241V166ZM256 165V166H255ZM158 168H157V167ZM170 166V167H169ZM186 168H185V167ZM193 166V167H192ZM227 166V167H225ZM249 166V167H248ZM148 167V168H147ZM154 169H153V168ZM168 167V169L166 168ZM188 167V168H187ZM192 167V168H191ZM196 167V168H195ZM218 167V168H217ZM223 167V168H220ZM225 167V169H224ZM231 167V168H230ZM252 167V168H251ZM173 168V169H171ZM184 168V169H183ZM241 168V169H240ZM160 169V171H158ZM187 169V170H185ZM199 169V170H198ZM221 169V170H219ZM224 169V170H223ZM227 169V170H226ZM235 169V170H234ZM260 170V172L258 171ZM152 170V171H150ZM167 170V172H166ZM172 170V171H170ZM192 170V172H191ZM230 172H229V171ZM241 170V171H240ZM249 170V171H248ZM148 171V172H147ZM184 171V172H183ZM187 171V173H186ZM194 171V172H193ZM196 171L198 173H196ZM255 171V172H254ZM150 172V173H149ZM154 174H152V173ZM156 172V173H155ZM159 172V174H157ZM165 172V173H164ZM215 174H214V173ZM251 172V173H250ZM259 172V173H258ZM163 173V174H162ZM172 173V174H171ZM205 173V174H204ZM221 173V175H220ZM226 173V174H225ZM230 173V174H229ZM234 173V174H233ZM190 174V175H188ZM195 174V175H194ZM204 174V175H203ZM223 174V175H222ZM229 174V175H228ZM238 174V175H237ZM260 174V175H259ZM165 175V176H164ZM176 177H175V176ZM184 175V177L182 176ZM206 175V176H205ZM220 175V176H219ZM226 175V176H225ZM236 175V176H235ZM211 176V178H210ZM233 176V177H232ZM239 176V177H237ZM247 176V177H246ZM259 176V177H258ZM261 176V177H260ZM174 177V178H173ZM180 177L179 179H177ZM182 177V178H181ZM197 177V179H196ZM202 177V178H201ZM220 177V178H219ZM235 177V178H234ZM241 177V178H240ZM249 177V178H248ZM188 178V179H187ZM194 178V179H193ZM199 178V179H198ZM206 178V179H205ZM217 178V179H216ZM224 178V179H223ZM227 178V179H226ZM176 179V181H174ZM196 179V180H195ZM226 179V180H225ZM233 179V181H232ZM248 179V181H246ZM250 179V180H249ZM257 179V180H256ZM259 179V180H258ZM178 180V182H177ZM186 182V183H184ZM187 180V181H186ZM192 182H190V181ZM204 180V181H203ZM224 180V181H223ZM255 180V181H254ZM196 181V182H195ZM198 181V182H197ZM203 181V182H202ZM210 181V182H209ZM238 181V182H237ZM261 181V182H260ZM169 182V184H168ZM177 182V183H176ZM189 182V183H188ZM214 182V183H213ZM220 182V183H219ZM249 182V183H248ZM256 182V183H255ZM260 182V183H259ZM151 185H150V184ZM172 183V184H171ZM174 183V184H173ZM179 183V184H178ZM182 183V184H181ZM192 185H191V184ZM175 186V187H172ZM198 184V186H197ZM201 184V185H200ZM213 184V185H212ZM224 184V185H223ZM236 184V185H235ZM248 186H246V185ZM263 184V185H262ZM164 185V186H163ZM177 185V187H176ZM180 185V186H179ZM187 185V186H185ZM222 185V186H221ZM229 185V186H228ZM241 185V186H240ZM251 185V186H250ZM254 185V186H252ZM152 186V187H151ZM214 186V187H213ZM233 186V187H232ZM149 187V189H148ZM154 187V188H153ZM162 187V188H161ZM195 187V188H194ZM198 187V188H197ZM206 187V188H205ZM208 187V188H207ZM210 187V188H209ZM221 187V188H220ZM236 187V188H235ZM248 187V188H247ZM140 188V189H139ZM178 188V189H177ZM192 188V189H191ZM200 188V189H199ZM203 188V189H201ZM205 188V189H204ZM215 188V189H214ZM220 188V190H219ZM223 188V189H222ZM226 188V189H224ZM230 188V189H229ZM232 188H234L232 190ZM253 188V189H252ZM145 189V191H144ZM154 189V190H153ZM163 189V190H162ZM182 189V190H181ZM185 189V190H184ZM198 189V190H197ZM217 189V190H216ZM245 189V190H244ZM250 189V190H249ZM256 189V190H255ZM148 190V191H147ZM169 190V191H168ZM172 190V191H171ZM195 190V191H194ZM230 193H229V191ZM237 190V191H236ZM143 191V192H142ZM159 191V192H157ZM171 191V192H170ZM187 191V192H186ZM210 191V192H209ZM220 191L222 193H220ZM232 191V192H231ZM234 191V192H233ZM253 191V194L252 192ZM262 191V192H261ZM154 192V193H152ZM180 192V193H179ZM182 192V193H181ZM186 194H185V193ZM212 192V193H211ZM227 192V193H225ZM240 192V194H239ZM245 192V193H244ZM250 192V193H249ZM255 192V193H254ZM151 193V194H150ZM160 195L157 196V194ZM181 195H179V194ZM185 195H184V194ZM210 193V194H209ZM214 193V194H213ZM229 193V195H228ZM156 194V195H155ZM163 194V195H162ZM166 194V195H165ZM172 194V195H171ZM175 194V195H174ZM183 194V195H182ZM165 195V196H164ZM190 195L192 197H190ZM224 195V196H223ZM234 195V197H232ZM257 195V196H256ZM154 196V197H153ZM157 196V197H156ZM163 196V197H162ZM167 196V197H166ZM174 196V197H173ZM215 196V197H213ZM236 196V197H235ZM240 196V197H239ZM252 196V197H251ZM255 196V197H254ZM131 197V195H128L124 197L125 201H127ZM173 197V198H172ZM178 197V198H177ZM209 197V198H208ZM211 197V198H210ZM217 197V198H216ZM230 197V198H229ZM249 197V198H248ZM263 197V198H262ZM164 198V199H163ZM167 198V199H166ZM192 198V199H191ZM234 198V199H233ZM241 198V199H239ZM254 200H253V199ZM256 198V199H255ZM167 201H166V200ZM169 199V200H168ZM218 199V200H217ZM223 199V200H222ZM252 201H251V200ZM172 200V201H171ZM208 202H207V201ZM211 200V201H210ZM213 200V201H212ZM215 200V201H214ZM235 200V202H233ZM249 202H247V201ZM263 200V201H262ZM149 201V200H148ZM153 201V202H154ZM175 201V203H174ZM179 201V202H176ZM186 201V202H184ZM196 201V202H195ZM223 203H222V202ZM230 201V204H228ZM238 201V202H237ZM166 204H164V203ZM199 202V203H198ZM212 204H211V203ZM227 202V203H225ZM254 202V203H253ZM262 202V203H260ZM182 203V204H181ZM208 203V204H207ZM214 203H216L214 205ZM221 203V204H220ZM236 203V204H235ZM254 205H251V204ZM159 204V205H158ZM162 204V205H161ZM168 204V205H167ZM181 204V205H180ZM186 207H185V205ZM189 204V205H188ZM191 204V205H190ZM203 204V205H202ZM225 204V205H224ZM232 204V205H231ZM243 204V205H242ZM257 204V205H256ZM259 204V205H258ZM261 204V205H260ZM184 207H183V206ZM196 205V206H195ZM205 205V206H204ZM207 205V206H206ZM209 205V206H208ZM212 205V206H210ZM220 205V207H219ZM245 205V206H244ZM165 206V207H164ZM176 206V207H175ZM188 206V207H187ZM192 206V207H191ZM237 208H236V207ZM158 207V208H157ZM162 207V208H161ZM202 207L204 210H202ZM207 207V208H206ZM216 207V208H215ZM222 207V209H220ZM241 207V211L239 209ZM247 207V208H246ZM251 207V208H250ZM253 207V209H252ZM259 207V208H258ZM160 208V209H159ZM201 208V209H199ZM212 208V209H211ZM214 208V209H213ZM229 208V209H228ZM159 209V210H158ZM178 209V210H177ZM183 209V210H182ZM188 209V210H187ZM209 209V210H208ZM215 209H218L215 211ZM225 209L227 210L225 212ZM244 209V210H243ZM173 210V211H172ZM175 210V211H174ZM224 212H223V211ZM231 210V211H229ZM246 210V211H245ZM248 210V211H247ZM251 210L253 212H251ZM261 212H260V211ZM263 210V211H262ZM191 211V213H190ZM202 214H201V212ZM218 211V212H217ZM221 211V212H219ZM236 211V212H235ZM240 211V212H239ZM140 211L139 213H141ZM150 214H149V213ZM153 212V213H152ZM178 212V213H177ZM181 212V213H179ZM184 212V213H183ZM196 212V213H195ZM212 212V213H210ZM216 212V213H215ZM231 212V213H229ZM238 212V213H237ZM257 212V213H256ZM167 213V215H166ZM174 213V214H171ZM210 213V214H209ZM217 213H223V214H217ZM228 213V214H227ZM250 213V214H248ZM252 213V214H251ZM254 213V215H253ZM158 214V215H157ZM187 214V215H186ZM204 214V216H203ZM238 214V215H237ZM242 214V216H240ZM171 215V216H170ZM175 215V216H173ZM181 215V216H180ZM189 215V216H188ZM228 215V217L226 216ZM232 215V216H230ZM252 215V216H250ZM194 216V217H193ZM200 216V217H199ZM220 216V217H219ZM230 216V217H229ZM258 216V217H257ZM263 219H262V217ZM180 217V218H179ZM184 217V218H183ZM205 217V218H204ZM211 217L213 219H211ZM219 217V218H218ZM222 217V218H221ZM232 217V218H231ZM242 217V218H240ZM251 217V218H250ZM255 217V218H254ZM260 217V218H259ZM178 218V219H177ZM192 220H190V219ZM207 218V219H206ZM242 220H238V219ZM248 218V220H247ZM259 218V219H258ZM185 219V220H184ZM197 221H196V220ZM202 219V220H201ZM206 219V221L204 220ZM210 219V220H209ZM218 219V220H217ZM238 221H237V220ZM246 219V220H245ZM253 219V220H252ZM257 219V220H255ZM261 219V220H260ZM169 220V221H168ZM172 220V221H171ZM217 220V221H216ZM233 222H232V221ZM245 220V221H244ZM175 221V222H174ZM183 221V222H182ZM195 221V222H194ZM210 221V223H209ZM214 221V223H213ZM221 221V222H220ZM231 221L232 223H229ZM243 221V222H242ZM251 223H250V222ZM252 221H254L252 223ZM263 221V222H262ZM193 222V223H192ZM202 222V223H201ZM205 225H204V223ZM226 222V224H225ZM245 222V223H244ZM247 222V223H246ZM258 222V223H256ZM142 223V224H143ZM154 223V224H153ZM156 223V224H155ZM170 223V224H169ZM172 223V224H171ZM234 223V224H233ZM241 223V225H240ZM261 223V224H260ZM153 226H152V225ZM158 224V225H157ZM160 224V225H159ZM176 224V225H175ZM183 224V225H182ZM188 224V225H187ZM222 224V225H221ZM233 224V225H231ZM239 224V226H237ZM243 224V225H242ZM250 224V225H249ZM261 226H260V225ZM166 227H165V226ZM168 225V226H167ZM190 225V226H189ZM192 225V226H191ZM195 225V226H194ZM203 225V226H202ZM207 225V228L205 226ZM212 225V226H211ZM235 225V226H234ZM247 225V227H246ZM253 225V226H252ZM171 226V227H170ZM174 226V227H173ZM179 226V227H178ZM187 226V227H186ZM223 226V227H222ZM237 226V227H236ZM251 226V227H250ZM191 227V228H190ZM196 227V228H195ZM212 227V228H209ZM216 227V228H215ZM221 229H219V228ZM232 227V228H231ZM242 227V228H241ZM246 227V228H245ZM262 227V228H261ZM6 230V234L4 236V242L5 243H12V238L10 236L9 227ZM165 228V229H164ZM176 228V229H175ZM178 228V229H177ZM188 228V229H187ZM226 228V229H225ZM235 228V229H234ZM244 228V229H243ZM256 228V229H255ZM168 229V230H167ZM180 229V230H179ZM184 229V230H183ZM191 229V231H190ZM202 229V230H201ZM209 229V230H208ZM231 229V230H230ZM236 231L234 232L233 231ZM237 229V230H236ZM241 229V230H240ZM161 230V231H159ZM175 230V231H173ZM179 230V231H178ZM214 230V231H213ZM216 230V231H215ZM246 230V231H245ZM254 230V231H253ZM173 231V232H172ZM185 231V232H184ZM202 231V232H201ZM224 231V234H223ZM243 231V232H242ZM252 232V234L248 233ZM181 232V233H180ZM227 232V233H225ZM233 235H232V233ZM244 234H242V233ZM245 232V233H244ZM177 233V234H176ZM215 233V234H214ZM219 233V234H218ZM231 233V234H230ZM258 233V234H256ZM262 233V234H261ZM179 234V235H178ZM211 234V235H210ZM217 234V235H216ZM226 234V235H225ZM239 236H237V235ZM179 237H178V236ZM214 235V236H213ZM224 235V236H223ZM229 235L227 238L225 236ZM232 235V236H230ZM235 235V236H234ZM250 237H249V236ZM259 235V236H257ZM10 236V237H9ZM176 236V237H174ZM198 236V237H197ZM245 236V237H244ZM9 237V238H8ZM202 237V238H201ZM205 237V238H204ZM212 239V242L214 244H211L207 246V243H209V238ZM233 237V238H232ZM243 237V238H241ZM248 237V238H247ZM262 237V238H261ZM162 238V239H161ZM195 238V239H194ZM236 238V239H235ZM249 238L251 240H249ZM261 238V239H260ZM170 239V240H169ZM193 239V240H192ZM219 239V240H218ZM223 239V240H222ZM226 239V240H225ZM229 241H228V240ZM257 241H256V240ZM260 239V240H259ZM8 240V242H7ZM11 240V242H10ZM162 240V241H161ZM166 240V241H165ZM188 240V241H187ZM208 240V241H207ZM243 240V241H242ZM261 242H259V241ZM263 240V242H262ZM242 241V242H241ZM253 241V242H252ZM162 242V243H161ZM206 242V243H205ZM225 242V243H224ZM239 242V243H238ZM250 244H249V243ZM259 242V243H258ZM161 243V244H160ZM189 243V244H188ZM227 243V244H226ZM255 243V244H253ZM219 244H221L219 246ZM234 244V245H233ZM241 244V245H240ZM257 244V245H256ZM159 245V246H157ZM175 245V247H173ZM202 245V246H201ZM213 245V246H212ZM237 245V247H236ZM240 245V246H239ZM248 245V246H247ZM180 246V247H178ZM204 246V247H203ZM207 246V250L206 247ZM218 246V247H217ZM230 246V247H229ZM232 246V247H231ZM239 246V247H238ZM242 246V247H241ZM252 247V248H249ZM184 247V248H183ZM213 247V249H212ZM227 247V248H226ZM251 250H249L248 248ZM155 248V249H154ZM204 248V249H203ZM212 249L210 251V249ZM215 248V249H214ZM221 248V249H220ZM246 248V249H245ZM255 248V249H254ZM262 248V249H261ZM181 249V250H180ZM184 249H186L184 251ZM194 249V250H192ZM197 249V251H196ZM202 252H201V250ZM220 249V250H219ZM225 249V250H224ZM228 249V250H227ZM230 249V250H229ZM259 249V250H258ZM127 250V249H126ZM172 250V251H170ZM200 250V251H199ZM253 250V251H252ZM262 250V251H260ZM124 251V250H123ZM140 251V250H139ZM151 251V252H150ZM195 251V252H194ZM210 251V254L208 253ZM234 251V252H232ZM244 251V252H243ZM248 251V252H247ZM167 252V253H166ZM181 252V254H179ZM188 252V253H186ZM204 252V253H203ZM212 252V253H211ZM229 252V253H228ZM239 252V253H238ZM246 252V253H245ZM252 252V254H250ZM257 252L256 254H254ZM259 252V253H258ZM146 253V255H145ZM177 255H176V254ZM194 253V254H193ZM243 253V254H242ZM250 257H249V255ZM149 254V255H147ZM186 254V256H184ZM192 254V255H191ZM224 254V255H223ZM233 254V255H232ZM245 254V255H244ZM259 254V256L257 255ZM179 255V256H178ZM199 256L198 259L196 256ZM201 255V257H200ZM206 255V256H205ZM209 255V256H208ZM248 255V256H247ZM256 255L258 257H256ZM153 256V258H152ZM219 256V257H218ZM240 256V257H239ZM244 260H243V258ZM261 256V259L259 258ZM148 257V258H147ZM169 257V258H168ZM177 257V258H175ZM189 257V258H188ZM238 257V259H237ZM164 258V259H163ZM173 258L174 261H173ZM181 258V259H180ZM188 258V259H187ZM195 258L197 260H195ZM206 258V259H205ZM254 258V259H253ZM258 258L260 260H258ZM163 259V260H161ZM169 259V260H168ZM179 261H178V260ZM203 259V260H202ZM214 259V260H213ZM242 259V260H241ZM253 259V260H252ZM257 259V260H256ZM144 260V261H143ZM149 260V261H148ZM159 260V262H158ZM195 260V261H194ZM229 260V261H228ZM249 260V261H248ZM139 261V262H138ZM147 261V262H146ZM156 261V262H155ZM187 261V262H186ZM209 261V262H208ZM231 261V262H230ZM237 263H235V262ZM243 261V262H242ZM248 261V262H247ZM142 262V263H141ZM145 262V263H144ZM149 262V263H148ZM175 262V263H174ZM178 262V263H176ZM217 262V263H215ZM228 262V263H227Z\"/></svg>", "mask_w": 264, "mask_h": 264}]
</instances>
